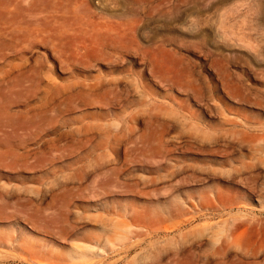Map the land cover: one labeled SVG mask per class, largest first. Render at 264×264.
Segmentation results:
<instances>
[{"label":"rangeland","instance_id":"374dc122","mask_svg":"<svg viewBox=\"0 0 264 264\" xmlns=\"http://www.w3.org/2000/svg\"><path fill=\"white\" fill-rule=\"evenodd\" d=\"M0 264H264V0H0Z\"/></svg>","mask_w":264,"mask_h":264}]
</instances>
